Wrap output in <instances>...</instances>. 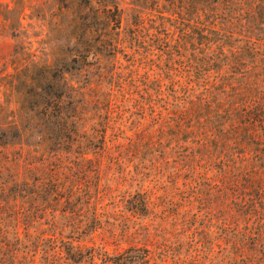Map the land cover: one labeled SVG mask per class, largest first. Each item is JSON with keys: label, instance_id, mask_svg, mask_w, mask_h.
<instances>
[{"label": "trees", "instance_id": "16d2710c", "mask_svg": "<svg viewBox=\"0 0 264 264\" xmlns=\"http://www.w3.org/2000/svg\"><path fill=\"white\" fill-rule=\"evenodd\" d=\"M104 9L91 7L92 20L70 26L77 57L73 62L79 63L75 71L87 68L90 74L100 65L102 50L112 55L117 48L97 34L106 26L98 17ZM170 11L184 26L175 28L177 38L161 27L164 37L152 45L131 40L130 49L157 50L154 56L163 66L162 76L147 78L143 93L132 98L131 114L151 123L147 128L139 124L129 139L132 181L137 183L125 199L127 208L134 215H149L152 194L144 186L161 180L164 198H172L168 217L179 220L188 239L184 258L189 261L182 264H264V0H181ZM114 22L115 28L121 27L120 19ZM65 71L59 67L52 72V84L44 77L40 93L33 96L42 100L40 108L54 111L48 115L38 109L54 119L48 136L73 146L85 131L80 123L85 116L97 111L107 124L114 121V111L111 99L97 96L100 84L89 80L79 85ZM107 128L95 131L97 161L107 149ZM7 138L0 128V142ZM54 175L49 183L36 180L22 183L20 191L10 187L4 192L8 210L26 228L48 227L41 235L48 243L50 264H150L157 250L161 263L168 264L169 247L160 249L154 238L113 256L105 247L83 245L82 237L100 228V198L74 193L72 181L61 184ZM61 185L66 192L59 190ZM16 199L24 206L9 204ZM58 214L65 222L62 229L54 223Z\"/></svg>", "mask_w": 264, "mask_h": 264}, {"label": "rangeland", "instance_id": "374dc122", "mask_svg": "<svg viewBox=\"0 0 264 264\" xmlns=\"http://www.w3.org/2000/svg\"><path fill=\"white\" fill-rule=\"evenodd\" d=\"M178 1L181 0H0V128L8 136L0 142V264H50L45 253L48 243L41 235L48 227L34 224L26 228L8 210L4 192L10 187L20 191L22 183L36 180L49 183L53 174L61 184L72 181L74 193L100 198V228L93 235L82 237L83 245L105 247L113 256L131 246L143 247L154 238L160 249L169 247L165 255L168 264L189 261L184 258L189 249L187 236L180 230L179 220L168 217V200L172 198H164L161 180L144 186L152 194L149 215H134L125 202L137 183L132 181L135 170L129 139L134 138L139 124L147 128L151 123L148 117L143 120L131 114L132 105L143 93L147 78L153 81L155 76H162L163 66L154 56L159 53L157 50L130 49L131 40L152 45L155 39L164 37L159 34L161 27L177 38L175 28L183 23L169 14L172 4ZM88 7L106 8L98 15L106 26L97 34L117 46L112 55L101 51L100 65L92 68L90 74L87 68V72L73 70L79 63L73 62L77 57L69 40L74 21L92 20ZM115 18L120 19V28H115ZM59 67L68 68L65 76L69 81L83 85L92 80L100 84L97 96L111 99L114 111V121L107 124L97 111L85 116L80 121L85 131L73 146L48 136L55 127L54 119L41 115L38 109L48 115L54 111L40 108L42 100L33 96L40 93L38 87L44 77H49L51 84L55 82L50 76ZM102 126L108 127L107 149L103 159L97 161L99 149L94 148V138ZM92 138V142L88 141ZM59 190L63 192L65 187L61 185ZM23 203L16 199L9 204L24 206ZM60 216H55L54 223L62 229L65 222ZM161 260V251L157 250L150 264H162Z\"/></svg>", "mask_w": 264, "mask_h": 264}]
</instances>
